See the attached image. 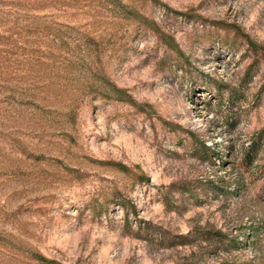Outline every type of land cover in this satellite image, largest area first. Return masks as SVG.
I'll return each instance as SVG.
<instances>
[{
    "label": "rangeland",
    "instance_id": "rangeland-1",
    "mask_svg": "<svg viewBox=\"0 0 264 264\" xmlns=\"http://www.w3.org/2000/svg\"><path fill=\"white\" fill-rule=\"evenodd\" d=\"M0 12V264H264V0Z\"/></svg>",
    "mask_w": 264,
    "mask_h": 264
},
{
    "label": "trees",
    "instance_id": "trees-1",
    "mask_svg": "<svg viewBox=\"0 0 264 264\" xmlns=\"http://www.w3.org/2000/svg\"><path fill=\"white\" fill-rule=\"evenodd\" d=\"M4 14H5V12H0V19L2 18V16ZM145 21L147 22V20H145ZM6 22L7 21L4 18H2V20H0V25L5 24ZM9 37L12 38L11 35H9ZM4 38H6V37H4V35L0 34L1 41ZM247 41H248V44L252 47V49H254L256 51L258 49L261 58H263V60H264V46H258L257 44L253 43L249 38L247 39ZM166 44L168 45L169 48L174 49L172 42H170L169 40L166 41ZM103 80L106 83L105 85H107V87H105L104 90H99V94H101L103 97L108 98V99H114V100H117L120 102H128L132 105L138 106V104L135 103V101L131 98V96L124 89L117 87L116 85L109 82L108 80H105V78H103ZM102 83H103V81H102ZM203 147L204 148L202 151L205 152L204 149L206 150V148L204 145H203ZM119 167L123 171L128 170V168L122 164H119ZM259 175L264 179V169H262V171ZM214 188L216 189L215 194H218V193L220 194L221 193L220 191H223V190H221V189H223L222 186H220L219 184H216L214 186ZM192 191L193 190H190V189L186 190V192H190V193H192ZM203 237L206 239L214 240L219 245H222V247H223V245H225L224 248H228L229 246L239 247L240 245L247 246V245L257 244L259 241V232L256 228L251 227L249 234L246 235V238H247L246 242H244L243 244H241V242H239L236 238L235 239L229 238L227 235L222 234L219 231H211V232L205 233V235ZM179 238H184V236H179ZM222 243H224V244H222ZM38 259L45 264H49V261L47 259H45L44 257L40 256Z\"/></svg>",
    "mask_w": 264,
    "mask_h": 264
}]
</instances>
